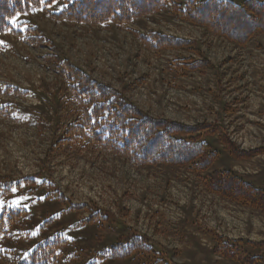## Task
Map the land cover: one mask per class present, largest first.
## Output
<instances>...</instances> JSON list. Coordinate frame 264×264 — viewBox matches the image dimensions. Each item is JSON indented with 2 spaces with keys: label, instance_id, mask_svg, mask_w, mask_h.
Here are the masks:
<instances>
[{
  "label": "rangeland",
  "instance_id": "1",
  "mask_svg": "<svg viewBox=\"0 0 264 264\" xmlns=\"http://www.w3.org/2000/svg\"><path fill=\"white\" fill-rule=\"evenodd\" d=\"M71 1L17 16L0 34V187L27 184L0 200L21 212L0 236V264H20L48 245L58 248L44 264H238L213 254L214 235L264 260V213L203 184L225 172L264 192V35L238 46L167 11L119 27L50 17ZM149 33L192 45L147 50L137 35ZM64 61L153 118L208 126L207 152L216 155L209 171L136 167L85 143L63 146L81 116L56 72ZM126 235L144 237L152 253L99 257Z\"/></svg>",
  "mask_w": 264,
  "mask_h": 264
},
{
  "label": "trees",
  "instance_id": "2",
  "mask_svg": "<svg viewBox=\"0 0 264 264\" xmlns=\"http://www.w3.org/2000/svg\"><path fill=\"white\" fill-rule=\"evenodd\" d=\"M59 1L0 0V34L11 30L10 22L15 17L47 11ZM162 11L238 46H244L255 34L264 35V2L258 0H244L240 5L223 0H73L65 2L59 13L49 15L56 21L119 27ZM137 39L145 49L152 51L188 49L192 45L189 41L157 33L137 35ZM29 42L33 47L38 46L37 40L30 39ZM187 69L194 70L195 67ZM56 72L69 84L68 90L81 110L80 118L66 127L61 141L63 146L85 143L122 157L136 167L187 166L195 174L207 173L214 163L216 155L207 152L213 130L203 133L208 126H187L153 118L130 103L121 92L92 80L65 61L59 64ZM248 156L250 154L241 158ZM203 184L212 194L264 213V192L230 173L207 174ZM26 185L22 181L0 187V200ZM9 204L0 207V236L21 216V212ZM86 222L93 223L94 218L90 217ZM214 240L215 255L238 264H264L260 256H252L240 249L238 244L241 241H229L217 235ZM57 248V245L37 247L20 264H44ZM149 253L152 248L144 237L126 235L117 239L99 257L125 260L144 258ZM153 264L162 262L159 260Z\"/></svg>",
  "mask_w": 264,
  "mask_h": 264
},
{
  "label": "snow or ice",
  "instance_id": "3",
  "mask_svg": "<svg viewBox=\"0 0 264 264\" xmlns=\"http://www.w3.org/2000/svg\"><path fill=\"white\" fill-rule=\"evenodd\" d=\"M39 2L43 3V2H44V0H39ZM34 11H35V9H34Z\"/></svg>",
  "mask_w": 264,
  "mask_h": 264
}]
</instances>
